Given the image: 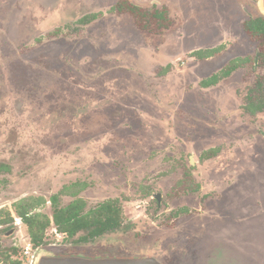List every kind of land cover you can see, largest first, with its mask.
<instances>
[{
  "label": "rangeland",
  "instance_id": "374dc122",
  "mask_svg": "<svg viewBox=\"0 0 264 264\" xmlns=\"http://www.w3.org/2000/svg\"><path fill=\"white\" fill-rule=\"evenodd\" d=\"M82 1L99 20L46 32L31 25L34 0H0V18L11 16L6 26L0 20L9 30L0 31V222L12 219L0 225V264H24L32 244L20 212L52 220L51 198L78 182L89 185L80 194L88 211L118 199L123 224L134 227L121 240L84 241V233L57 236L52 224L45 238L51 245L33 246L34 264L43 250L264 264V111H242L264 77L255 64L259 42L242 27L258 0H173V25L163 34H144L129 16L112 13L117 0ZM47 2L48 24L71 16L68 0ZM103 2L105 10L93 12ZM194 51L215 54L203 61ZM236 60L241 68L231 79L201 86ZM152 192L163 194L162 208ZM72 202L63 197L60 205ZM184 206L193 220L206 214L190 244L197 254L174 237L183 230ZM153 228L159 233L151 235Z\"/></svg>",
  "mask_w": 264,
  "mask_h": 264
},
{
  "label": "trees",
  "instance_id": "16d2710c",
  "mask_svg": "<svg viewBox=\"0 0 264 264\" xmlns=\"http://www.w3.org/2000/svg\"><path fill=\"white\" fill-rule=\"evenodd\" d=\"M119 11L130 13L136 20L137 26L145 33L160 32L163 28L170 26L167 19V13L156 11L152 13L149 9L140 8L128 0H123L117 8ZM245 32L253 40L259 42L258 56L262 66H264V16L251 19L245 25ZM236 67L229 68L225 75L231 74ZM207 85V84H206ZM246 113L255 116L264 111V77H260L255 86L250 89L246 96L245 105L243 106ZM81 188L76 185L73 188H66L65 193L68 196L76 197L80 191L75 189ZM82 189H85L83 185ZM53 221L47 217L34 216L30 217L29 211L20 212V217L24 220L29 229L31 242L35 248L49 246L46 242V231L52 224L61 234H67L68 238H74L84 233L82 240L98 239L106 233L114 231L118 227L119 210L114 208L113 202H107L97 209L84 211V203L77 199L70 206L61 208L59 206V196L52 197ZM12 222V219L5 221ZM0 222V225L5 223ZM14 229L13 226L9 230ZM66 242V241H65ZM15 264H21L16 262Z\"/></svg>",
  "mask_w": 264,
  "mask_h": 264
},
{
  "label": "flooded vegetation",
  "instance_id": "af4514ba",
  "mask_svg": "<svg viewBox=\"0 0 264 264\" xmlns=\"http://www.w3.org/2000/svg\"><path fill=\"white\" fill-rule=\"evenodd\" d=\"M74 1H76V0H68V2L70 3V5H71V7H70V9L73 7V6H76V8H75V10H71L70 11V9H68L67 10V12L65 13V14H67V15H71L69 18H67V19H62V21L60 22V23H58V24H56V25H54L53 23H50V24H48V20H47V17H46V12L44 11V9H45V7H44V5L45 4H47L48 2H47V0H34V5L37 3V13H35L34 11H33V13H31V15H33L32 16V19L34 20V22H33V24H31V25H33V28L34 29H37V30H45L46 32L47 31H54L55 29H60L61 27H62V29L64 30L66 27H73V25H75L76 24V22H77V24L78 23H81V21L83 22V23H88L89 22V19L90 20H94V21H97V20H99V18H98V16L97 15H92V17L91 18H89L88 17V15L90 14V12L89 11H87L86 10V7L85 6H87V7H93V6H88V3H87V1H82V0H79V2L81 3V5L78 3V4H74L73 2ZM123 0H117L116 2V4L113 6V5H110L112 8H111V12L112 13H114V14H119V15H121V16H129L130 18H131V20H133V22L135 23V26H136V28H138V30L139 31H141V32H143L138 26H137V22H136V20H135V18L130 14V13H127L126 11H119L117 8H118V6H119V3H121ZM128 1H130L131 3H133V4H135L136 6H138V7H140V8H145V9H149L152 13H156V11H160V12H165V13H167V19L170 21V26L171 25H173V19H172V17H171V14H170V11H169V9L171 10V8H170V2H172L173 0H164V4H162V5H164V6H162V7H159V4L157 5V4H148V3H145V4H138V3H135V2H133L132 0H128ZM259 1L260 0H258L257 1V5H256V7H257V13H248L247 15V17H246V20L244 21V23L242 24V27H243V30H244V33L246 34V36L248 37V38H250L248 35H247V33L245 32V25H246V23H248L251 19H255V18H258L260 15H262V16H264L262 13H261V11H260V8H259ZM159 2V1H158ZM160 2H163L162 0H160ZM263 3H264V0H263ZM148 4V5H147ZM105 4H104V2L102 3V5L101 6H98L97 7V9H94L93 10V12H103L104 10H105ZM110 8V7H109ZM49 11H51V10H49ZM244 11L246 12V10H245V8H244ZM86 12H89V13H86ZM19 13V12H18ZM18 13H15V15H13L12 13H9L10 15L12 14L13 16H19V14ZM83 14H85V15H83ZM6 16H4V17H1L0 18V20H2V25L3 26H6V24H8V20L10 19V17L11 16H9L8 14H5ZM25 15V18H26V14H24ZM118 16V15H117ZM72 17H74V19H72ZM35 21H38L39 23H36ZM63 23H66V24H64V26H63ZM46 25H49V26H46ZM82 25V24H81ZM78 26V25H77ZM169 26V27H170ZM169 27H167V28H163V30H162V33L161 34H163L164 33V31L165 30H167ZM48 29V30H47ZM7 30H8V28L7 27H1L0 26V31L1 32H7ZM9 31V30H8ZM144 34H148V33H145L144 32ZM208 50V49H207ZM191 54H195V57H203L204 56V59H203V61L205 60V61H208L209 59H212V57H213V55L215 54L213 51H194V52H192ZM256 61H255V64L257 65V64H259V66L260 67H264V66H262L261 65V63H260V60H259V56H258V53L256 54ZM199 60H200V58H199ZM233 66H235L236 67V70H233L232 72H231V74H229V75H225V73L227 72V71H229V68H232ZM241 64H240V61L239 60H236V61H233V62H231L230 63V65L227 67V70L225 71V72H221L220 74L218 73V71L216 72V74H214V75H212V78H210L208 81H205V82H202V84H201V86H206V87H204L206 90H208V89H212V88H214V87H216L217 85H219L222 81H227V80H229V78L238 70V69H240L241 67ZM170 68H171V65L169 64L168 65V67H166V69H165V71H163V72H161L160 74H162V75H166V74H168L169 72H170ZM260 78V77H259ZM258 78V79H259ZM231 79V78H230ZM257 79V80H258ZM257 82V81H256ZM207 84V85H206ZM256 84V83H255ZM200 86V87H201ZM255 86V85H254ZM252 89V88H251ZM250 91V90H249ZM245 101H246V99H245ZM244 106V105H243ZM242 111H243V113L244 114H246V115H249L248 113H246L245 112V110H244V108L242 109ZM259 114V113H258ZM249 116H251V115H249ZM251 117H254V116H251ZM212 159V158H211ZM185 177L186 178H190L191 180H193V175L191 174V173H187V174H185ZM193 182V181H192ZM194 184H196V183H194ZM76 185H79V186H81V188L79 189V188H77V189H75L76 191H80V193L76 196V197H72V196H68V195H66V194H64L65 193V190H66V188H73L74 186H76ZM83 185H85V189H82V187H83ZM88 187H89V185L87 184V183H81V182H78V183H73V184H71V185H69V186H65L58 194H56L57 196H59L60 197V200H59V206L61 207V208H66V207H68V206H70L74 201H76L77 199H80L83 203H84V211L85 212H89L90 210H93V209H97V208H99L100 206H103L104 204H106L107 202H113V204H114V208L115 209H117V210H119V212H120V214H119V219H118V227L114 230V231H112V232H109V233H106V234H104L103 236H108V237H116V238H119L120 240L121 239H124V234H122V232H128V231H131V229H132V227H134V224H135V221H133L132 223H131V225H124L123 224V216H122V209H121V202H120V200H108V201H106V202H104V203H102V204H100L98 207H96V208H92V209H89V211L86 209L87 208V203H86V201L84 200V199H82L81 197H80V194L82 193V192H84V191H86L87 189H88ZM197 189H199V186L198 187H196L195 189L193 188V192L192 193H194ZM188 191V190H187ZM189 191H190V189H189ZM56 195H54V196H56ZM53 196V197H54ZM151 196H152V198L156 201V203H157V205H158V208H162V203H163V194L162 193H155V192H152V194H151ZM63 197H71V198H73V202L71 203V204H69L68 206H66V207H62L61 205H60V201H61V199L63 198ZM52 199V198H51ZM51 202V205L53 206V204H52V200L50 201ZM199 208L200 209H202V202H199ZM53 210H54V207H53ZM188 210V208H186L185 206L184 207H182V212L183 211H185V212H188L187 211ZM191 213H192V211H191ZM190 213L188 212L187 214H186V216L183 218V219H181L180 221H179V224L180 223H182L183 224V226L181 227L183 230H181L180 232H179V237L178 236H176V235H174V237H175V239L176 240H178V241H182L183 242V244L186 246V249L188 250V251H190V252H192V253H195V252H197V250H196V248H193L190 244H191V242L193 241V240H196L195 239V237H198V235H199V233H198V228L200 227V229L201 228H204L205 226H206V223L204 222L203 224L204 225H200V222H201V218L202 217H204V216H206V214H204V215H202V214H197L196 213V215H197V218H195L194 220L192 219L193 217L191 216V215H189ZM30 216V215H29ZM189 217H190V219H189ZM22 219V218H21ZM23 220V219H22ZM24 221V220H23ZM52 221H53V219H52ZM200 221V222H199ZM192 223H195V226L197 225V223H199V226L197 227V230L196 229H193L192 228V226H190V224H192ZM8 224V223H7ZM171 227H172V229L173 230H175V226H176V223L175 224H173V225H170ZM194 226V227H195ZM8 230V232L10 231L9 230V228L8 229H6V231ZM169 231H171V233H172V230H170V229H168ZM164 232H166V230L164 231ZM186 232V233H185ZM157 233H159V232H157V231H155V229L153 228V230H152V233H151V235H154V234H157ZM171 233L170 234H168V236H167V238L168 237H170V235H171ZM103 236H101V237H103ZM137 236V235H136ZM139 236V235H138ZM101 237H99L98 239H101ZM153 239H155V238H153ZM88 240H92L91 238L89 239H86V240H84V241H88ZM93 240H96V239H93ZM195 254H197V253H195ZM72 255H74V254H72ZM72 255H60V256H72ZM85 256H87V257H92V258H94V257H112V258H120V259H134V258H155V259H157L158 261H160L162 264H166L165 262H163V261H161L160 259H158L157 257H154L153 255H148V254H145V255H133V256H127V257H121V256H109V255H104V254H102V255H99V256H92V255H89V254H84Z\"/></svg>",
  "mask_w": 264,
  "mask_h": 264
},
{
  "label": "water",
  "instance_id": "95a60500",
  "mask_svg": "<svg viewBox=\"0 0 264 264\" xmlns=\"http://www.w3.org/2000/svg\"><path fill=\"white\" fill-rule=\"evenodd\" d=\"M259 8L264 15L263 0L259 1ZM35 264H162L155 258L120 259L112 257H87L84 255L60 256L43 250Z\"/></svg>",
  "mask_w": 264,
  "mask_h": 264
},
{
  "label": "built area",
  "instance_id": "2783aa9c",
  "mask_svg": "<svg viewBox=\"0 0 264 264\" xmlns=\"http://www.w3.org/2000/svg\"><path fill=\"white\" fill-rule=\"evenodd\" d=\"M55 234H57V236H62L63 238H67L68 235L67 234H61L57 231V228L55 229ZM60 234V235H59ZM22 259L24 261V264H34V256H33V245L30 243L28 244L25 248L24 251L22 252ZM26 260V261H25Z\"/></svg>",
  "mask_w": 264,
  "mask_h": 264
}]
</instances>
